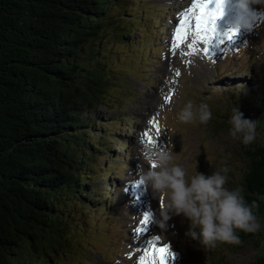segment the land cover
Wrapping results in <instances>:
<instances>
[{
    "label": "trees",
    "instance_id": "obj_1",
    "mask_svg": "<svg viewBox=\"0 0 264 264\" xmlns=\"http://www.w3.org/2000/svg\"><path fill=\"white\" fill-rule=\"evenodd\" d=\"M134 3L0 0V264L73 258L74 250L90 246L81 238L88 211L98 207L108 214L107 190L93 181L111 174L112 164L99 159L110 154V141L117 136L112 125L121 118L106 117L103 126L99 115L85 112L115 111L126 104L118 86L123 73L112 66L117 49L107 46L130 47L129 35L142 29L144 19L160 22L150 6ZM146 36L139 40L147 49L139 52L143 64L150 59L147 46L155 47L153 33ZM256 81L243 96L237 91L230 97L237 102L224 111L210 109V124L218 135L230 128L232 109L253 116L258 136L241 145L240 166L237 174L227 172L226 187L241 188L260 219L258 232L239 236L263 250L250 264H264V86ZM217 92L211 97L223 99ZM87 223L99 221L88 216ZM215 259L224 263L219 255Z\"/></svg>",
    "mask_w": 264,
    "mask_h": 264
},
{
    "label": "rangeland",
    "instance_id": "obj_2",
    "mask_svg": "<svg viewBox=\"0 0 264 264\" xmlns=\"http://www.w3.org/2000/svg\"><path fill=\"white\" fill-rule=\"evenodd\" d=\"M192 2L135 0L134 5L138 7L144 4L150 6L159 18V24L144 19L142 31L137 30L136 34L129 35L132 41L130 47L123 44L107 46L117 49L118 59L112 61V66L123 73L122 84L118 86L126 104L115 111L98 107L85 113L88 116L95 113L100 120L116 114L121 118V121L112 125L117 136L108 143L112 146L110 154L99 159L100 164H112L111 174L102 178L97 175L93 181L94 186L107 190L111 208L108 207L106 215L98 212V207L88 211V216L96 217L99 221L98 225H89L86 216L85 224L81 227L84 231L81 238L90 246L87 250H74L73 258L60 256L55 264H129L136 259L139 261L147 247L151 249L148 244L149 232L154 233V229L161 228L155 223V217L163 207L161 198L163 204L165 200L163 196L155 197L146 187L135 186L138 164H143L145 169L149 166L140 159L145 145L153 144L148 142L145 132L150 134L154 144L171 151L173 163L185 168L189 177L196 171L211 175L226 165L231 168L230 173L237 174L240 166L237 154L243 144L229 135V128L215 135L210 120L206 124H185L179 122L176 115L187 101L197 105L202 100H209L207 104L210 109L224 111L226 104L237 102L230 98L236 96L237 91L243 96L242 90L252 89L256 80L258 86H264V77L257 79V74L264 76V62L256 60V48H264V26L254 28L251 32L243 29L236 31L232 40L224 39L223 43L217 40L215 48L209 51L207 57L189 49L191 43L187 39L181 43L182 47L176 54L170 53L168 57L175 29ZM149 31L153 33L157 49L147 46L150 59L143 64L139 52L147 49L139 40L146 35L149 38L151 34L146 33ZM245 41L249 44L247 49L242 47ZM216 90L223 94V99L211 97V93ZM225 92H229L230 96ZM237 96L235 98L239 99ZM244 117L253 120L251 114ZM153 120L159 127V134L156 125L150 123ZM108 122L104 120L103 126ZM148 211L151 212L149 230L137 232V228L144 227L140 221ZM257 220L260 222V219ZM187 226V221L180 216L172 217L167 222L164 235L170 243L155 244L156 247L169 245L170 251L174 253L173 257L167 258L166 264H218L215 259L217 255L221 256L223 264H250L263 252L254 240L203 248L184 235ZM155 235L160 237L158 233Z\"/></svg>",
    "mask_w": 264,
    "mask_h": 264
},
{
    "label": "clouds",
    "instance_id": "obj_3",
    "mask_svg": "<svg viewBox=\"0 0 264 264\" xmlns=\"http://www.w3.org/2000/svg\"><path fill=\"white\" fill-rule=\"evenodd\" d=\"M235 9L230 32L241 29L251 32L264 26V0H229ZM225 5L221 3L222 13ZM247 49V41L242 45ZM256 48V47H255ZM256 60L264 62V48H256ZM212 118L207 103L194 105L187 101L176 119L181 123L206 124ZM229 135L247 146L256 139L253 120L245 118L239 108L231 111ZM149 166H137V182H142L155 197H164L155 223L165 228L175 216L187 221L184 235L203 248H215L218 243L239 244V232L256 233L261 224L253 213V206L245 200L241 188L226 187L228 168L213 171L211 175L196 171L188 176L187 170L173 163L174 157L167 147L145 145L141 157ZM155 165L154 167L152 165Z\"/></svg>",
    "mask_w": 264,
    "mask_h": 264
},
{
    "label": "snow or ice",
    "instance_id": "obj_4",
    "mask_svg": "<svg viewBox=\"0 0 264 264\" xmlns=\"http://www.w3.org/2000/svg\"><path fill=\"white\" fill-rule=\"evenodd\" d=\"M213 0H193L191 7H189L184 13L183 18L180 20L179 26L175 29V37L173 38V48H177L180 44L188 39L189 36L192 37L193 43L189 44V49L195 51V44L197 42L203 41L206 45L215 39L220 43H223L224 39L232 40L234 31L223 34L221 37L216 30V19L218 16L222 15L220 0H216L215 6L210 7ZM205 55L210 51L209 47L203 49ZM179 75V72H177ZM169 99V97H165ZM156 125V122L150 121ZM157 127V134H159V127ZM144 136L148 138L149 143H155L148 132L144 133ZM155 166L154 164L152 165ZM137 185L142 184V182H136ZM161 206H163V199L160 201ZM151 212H145L143 214V219L140 221L143 228H137V232H146L149 230L148 225L150 223ZM159 240L158 236H153L150 241H148L149 247L152 252L157 254L155 259V264H166L167 258L169 256L173 257L174 253L170 251L169 245H164L162 247H156L153 243ZM147 251L145 256H141V264H144L147 258ZM148 264H154L153 260H148Z\"/></svg>",
    "mask_w": 264,
    "mask_h": 264
},
{
    "label": "bare ground",
    "instance_id": "obj_5",
    "mask_svg": "<svg viewBox=\"0 0 264 264\" xmlns=\"http://www.w3.org/2000/svg\"><path fill=\"white\" fill-rule=\"evenodd\" d=\"M215 2H216V0H213V3L210 4V7H214L215 6ZM192 3H190V5L188 4L189 6L186 8V10L189 7H191ZM220 3H223L225 5V10L222 13V15L218 16L217 19H216V30H217V33L220 36H222L223 34L230 32V30L232 28V21H233V19L235 17V9L232 7V4L229 2V0H220ZM187 40L190 43H193V39L191 37L190 38L188 37ZM216 43H217V40H215V39L210 43V45H206L203 41L197 42L195 44V51L199 52V53H203V55L205 57H207L209 53L207 55H205L203 49L205 47H209L210 50H212L213 48H215ZM181 47H182V44H180V46L177 47V48H173V43H171V47H169V49H168V52H169L168 53V57H169L170 53L173 54V55L176 54L178 52L179 48H181ZM135 186H137L138 188L139 187H145V185H143V184L137 185L136 183H135ZM129 191L131 192L132 190H128V192ZM135 204L137 205L138 203H135ZM153 232L154 233L149 232V236L148 237H150V240L152 239L153 236H156L155 234H157V233L160 234L159 240L154 241L153 242L154 244H159L161 242H166L167 244L170 243L169 240L164 235V233H165L164 228L154 229ZM142 247H144V245H142ZM146 251H147L148 255H147V258H146L144 263L148 264V260H153L154 264H155V259L154 258H157L156 253L152 252L151 249H149L147 247L142 256L146 255ZM129 264H141V260L137 261V259H136L134 262H130Z\"/></svg>",
    "mask_w": 264,
    "mask_h": 264
}]
</instances>
